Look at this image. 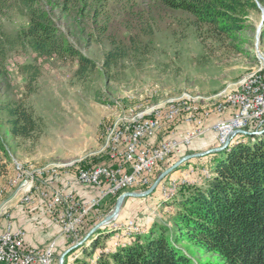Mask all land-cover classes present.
<instances>
[{
  "label": "rangeland",
  "instance_id": "1",
  "mask_svg": "<svg viewBox=\"0 0 264 264\" xmlns=\"http://www.w3.org/2000/svg\"><path fill=\"white\" fill-rule=\"evenodd\" d=\"M256 3L260 7L249 14L246 29L237 41L213 38L205 29L194 25L193 17L168 10L156 0H83L70 9L51 10L61 34L91 60L94 67L79 76L78 60L38 58L22 47L8 51L5 60H0V135L5 148L1 158L8 170L0 185V203L12 188L17 186V191L21 192L18 188H22V179H18L20 172L16 163L23 166L24 176L51 175V178H55L56 172H69L76 165L90 169L104 164L103 158H109L104 150L107 131L115 123L126 121L131 108L147 110L162 107L169 100L195 98L193 114H197V118L216 112L219 103L225 104V99L239 89L241 82L264 65L261 59V56L264 58L261 11L264 5ZM8 17L3 20L8 35L13 37L26 28L25 18L15 13ZM121 48L127 50L125 56L111 68L107 67L106 56ZM26 66L39 69L33 83L24 73ZM18 106H24L33 115L35 130L28 138L13 133L10 110ZM181 121L176 119L173 122L178 123L174 128H165L168 135L187 130V125ZM217 147V135L210 131L149 176V186L143 188L146 183H138L122 194L145 192L182 157ZM213 161L214 154L193 159L166 177L150 196L127 199L114 222L96 236L98 245L93 257L84 256V249L92 245L87 240L84 249L69 257L68 264H95L101 252L114 251L121 244L130 243L135 235L142 234L148 226L146 221L155 214L160 216L157 219L168 221L175 210L174 202L187 193L185 190L203 187L211 180ZM171 183L178 185L175 193H172ZM117 199L101 208V220L114 211ZM7 213L2 211L0 216ZM91 227L85 226L77 244L85 239ZM65 252L60 254L55 248L53 264H59ZM188 252L196 264L215 261L214 256L196 249L190 248Z\"/></svg>",
  "mask_w": 264,
  "mask_h": 264
},
{
  "label": "trees",
  "instance_id": "2",
  "mask_svg": "<svg viewBox=\"0 0 264 264\" xmlns=\"http://www.w3.org/2000/svg\"><path fill=\"white\" fill-rule=\"evenodd\" d=\"M156 1L168 10L190 15L194 25L213 38L232 41H237L246 29L249 14L258 11L256 2L264 5V0ZM82 2L0 0V60H5L8 51L22 47L38 58L78 60L77 74H86L94 63L61 34L51 14L55 8L66 10ZM10 13L27 21L26 28L13 37L4 30L3 20ZM126 52L125 48L110 52L106 56L107 67L111 68ZM24 73L33 83L39 69L26 66ZM10 116L16 136L28 138L34 132L33 115L24 106L10 110ZM4 151L0 135V178L8 173L1 158ZM188 189L174 202L175 210L168 221L157 220L148 233L137 238L135 235L130 243L121 244L114 251L101 252L95 264H196L188 252L190 248L215 257L214 262L205 264H264V133L243 137L214 154L211 180L203 187ZM121 194L109 198L116 199ZM101 233L88 239L92 243L89 249H84L85 243L70 252L64 264L80 249H84L85 258L93 257L98 245L95 237Z\"/></svg>",
  "mask_w": 264,
  "mask_h": 264
},
{
  "label": "built area",
  "instance_id": "3",
  "mask_svg": "<svg viewBox=\"0 0 264 264\" xmlns=\"http://www.w3.org/2000/svg\"><path fill=\"white\" fill-rule=\"evenodd\" d=\"M262 78L264 76L251 84L247 90H253L261 85ZM234 104H240V112H233L232 105H223L221 109L206 118H197V114L182 117L181 123L187 125L189 129L177 135L173 132L157 145L151 143V140L157 137V128H174L178 122H171L170 125L152 124L151 118L145 127H137V131H129L127 120L118 124L122 125V132L117 134L115 155H109V159L116 164L115 167L101 164L97 166V172H89V167H84L82 164L73 167L76 181L80 185L100 190L99 196L88 202L77 197L70 190L69 185L66 188L56 189L55 183L59 178H51V175L24 176L20 167L22 188H18L21 189V199L18 203L24 206L33 204L35 193H45L46 213L57 224H66V232L62 234L73 239L77 244L88 220L92 216L98 217L102 202L121 181L146 183V187L149 186V176H153L171 157L183 148L192 147L210 131L217 135L218 147H222L232 137L245 134L247 129L256 131L264 128V98L259 104H248L246 98L236 100ZM170 111L174 112V110ZM213 114L221 118L209 128L206 121ZM226 114L228 117L223 118ZM177 186L176 183L172 193H175ZM100 220L99 216L96 225L102 221ZM128 224L136 225L134 222ZM55 248L29 247L26 243V232L23 229H14L12 224H8L3 235H0V264H53Z\"/></svg>",
  "mask_w": 264,
  "mask_h": 264
},
{
  "label": "crops",
  "instance_id": "4",
  "mask_svg": "<svg viewBox=\"0 0 264 264\" xmlns=\"http://www.w3.org/2000/svg\"><path fill=\"white\" fill-rule=\"evenodd\" d=\"M228 114L224 115L223 118H227ZM221 117L213 114L206 121L207 126L211 128ZM166 127L161 128L160 134L151 140L153 145L161 143L163 140L167 139L169 136V131L165 130ZM164 129V130H163ZM187 129L189 127L187 126ZM183 158V157H182ZM103 162L105 165L116 166L114 162H112L108 157L103 158ZM5 176L0 178V185L3 184ZM55 178H59L55 183L56 189L66 188L67 185L70 186V190L79 197L82 201L88 202L94 198L99 196L100 190L98 188L86 187L80 185L75 178V173L72 170L69 172H56ZM5 199L0 203V212L6 211L7 215L2 214L0 216V232H3L8 224H12L14 229H23L26 232V243L31 248H40L45 249L50 247L53 243L56 244V252L62 253L65 252L68 248H70L74 244V240L68 238L67 236L62 234L61 227L57 224L47 213L45 210V193H35V200L33 204L24 206L18 203L19 199H21V192L17 191L16 188H12L6 195ZM114 198H108L102 202L101 208L105 207L111 200ZM131 200V199H130ZM125 203V202H124ZM101 213V212H100ZM5 215V216H3ZM100 215H98L99 217ZM97 216H92L86 225L92 226L88 233L94 228L97 221ZM156 217V218H155ZM154 218H150V220L146 221L148 226L143 231L142 234L137 235L142 236L143 234L148 233L151 228V224L155 221L160 220L158 214H155ZM94 223V226L91 225ZM63 230L65 232V224H61ZM99 237V236H98ZM97 240V237H96ZM78 252V251H77Z\"/></svg>",
  "mask_w": 264,
  "mask_h": 264
},
{
  "label": "bare ground",
  "instance_id": "5",
  "mask_svg": "<svg viewBox=\"0 0 264 264\" xmlns=\"http://www.w3.org/2000/svg\"><path fill=\"white\" fill-rule=\"evenodd\" d=\"M261 59H264V58L261 56ZM263 76H264V65H262L259 70L252 73L248 78L243 80L240 84L239 89L236 92H234L232 96L230 97L228 96L225 99V104L219 103L218 110L221 109L223 105L228 104V105H232L233 112H240V104H234V103L236 102V100L245 99V98L248 101V104H259L260 101H262V99L264 98V78L261 79V85L256 86L255 89L253 90H247V89L250 88L251 84H254L256 81H258ZM189 98L191 97L189 96ZM191 99H183L180 101H176L173 99V100H169L168 102H166L164 106L162 107L160 105L158 107L157 106L152 107L147 110H144L145 108L142 109L140 107L135 108L134 110L131 108L129 110L130 117L127 119V123H129V131H137V127H145V125L149 123V119L151 118H152V124H164V123L173 122L176 119L177 120L182 119V117H191V115L193 114V104H196L197 102V99L195 98H191ZM170 110H174V112ZM157 111H160V112L156 113ZM118 124H121L120 121L115 123L113 126H111L109 130L107 131L108 132L107 140H106V145H105L104 150L107 151L106 153L109 155H115V149H116V144H117V134L122 132V125H118ZM164 125H167V124H164ZM160 128L161 127L157 128V134L160 132L161 130ZM263 133H264V128L258 129L256 131L254 129H247L246 133L242 135H245V136L259 135L260 136ZM242 135L239 136L238 134L236 137H232L230 141H226L225 144L229 142V146H230L232 142L242 138L241 137ZM20 167H21V172L24 175L23 166L21 164L16 163V168L19 172H20ZM89 172H97V166L90 168ZM41 173H38V174H41ZM32 177H36V176H32ZM18 179L19 180L22 179L20 178V173L18 175ZM137 184L138 183L136 182L121 181L116 188L112 189L109 197L116 196L117 194L122 193L127 188L130 189V188L135 187ZM174 185L175 183L172 184V186ZM21 186H22V183H21ZM167 199H170V198H167ZM65 232H66V224H65ZM0 235H3V233Z\"/></svg>",
  "mask_w": 264,
  "mask_h": 264
},
{
  "label": "water",
  "instance_id": "6",
  "mask_svg": "<svg viewBox=\"0 0 264 264\" xmlns=\"http://www.w3.org/2000/svg\"><path fill=\"white\" fill-rule=\"evenodd\" d=\"M258 7H260L258 5ZM261 11L263 13V22H264V9L261 8ZM261 29V28H260ZM259 34H260V30H259ZM229 147V142L225 144V146L223 147H217L215 149H211L208 150L207 152L204 153H197V154H192V155H188V156H184L183 158H181V160H179L178 162H176L173 166H171L170 168L166 169L158 178V180L153 184V186H151V188H149L148 190H146L145 192L139 193V192H125L123 194H121L116 202L114 211L108 215L104 220H102L100 223H98L97 225L94 226V228H92V230L86 235L85 239L73 246L72 248H70L69 250H67L60 258V262L59 264H64L66 256L73 251L74 249H76L77 247L83 245L84 243H86V241L91 238L93 235H95L98 231L102 230L103 228H105L110 222H112L113 220H115L122 209V206L124 204V202L129 199V198H134V199H141V198H146L148 196H150L151 194L154 193V191L157 189V187L159 186V184L169 175L173 174L174 172H176L181 166H183L184 164H187L189 161L193 160V159H199V158H203L206 157L208 155H212V154H216V153H220L223 152L225 149H227Z\"/></svg>",
  "mask_w": 264,
  "mask_h": 264
}]
</instances>
